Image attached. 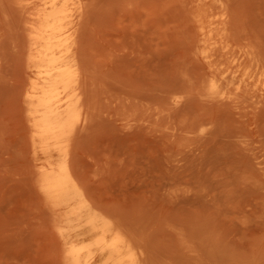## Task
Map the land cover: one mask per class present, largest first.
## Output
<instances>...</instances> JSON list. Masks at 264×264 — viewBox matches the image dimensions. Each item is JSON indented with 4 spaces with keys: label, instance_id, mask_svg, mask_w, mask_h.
<instances>
[{
    "label": "rangeland",
    "instance_id": "rangeland-1",
    "mask_svg": "<svg viewBox=\"0 0 264 264\" xmlns=\"http://www.w3.org/2000/svg\"><path fill=\"white\" fill-rule=\"evenodd\" d=\"M196 1H79L71 172L144 264H264V0ZM17 5L0 0V264H64L89 229L37 182Z\"/></svg>",
    "mask_w": 264,
    "mask_h": 264
},
{
    "label": "bare ground",
    "instance_id": "bare-ground-1",
    "mask_svg": "<svg viewBox=\"0 0 264 264\" xmlns=\"http://www.w3.org/2000/svg\"><path fill=\"white\" fill-rule=\"evenodd\" d=\"M79 1L17 0L28 35V85L24 102L37 182L49 200L65 204L66 213L71 216L69 224L73 227L68 233L89 229L87 235L65 237L64 264H144L110 219L87 202L69 164V140L81 112L83 94L69 39ZM201 1L204 4L218 2ZM207 16L206 8L196 19L201 29L205 21L211 20Z\"/></svg>",
    "mask_w": 264,
    "mask_h": 264
}]
</instances>
